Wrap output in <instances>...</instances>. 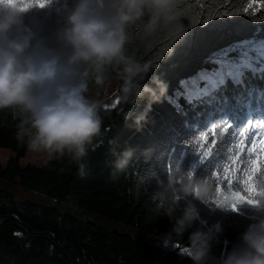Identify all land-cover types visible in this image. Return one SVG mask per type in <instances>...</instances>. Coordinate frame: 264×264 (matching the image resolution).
<instances>
[{
  "label": "trees",
  "instance_id": "16d2710c",
  "mask_svg": "<svg viewBox=\"0 0 264 264\" xmlns=\"http://www.w3.org/2000/svg\"><path fill=\"white\" fill-rule=\"evenodd\" d=\"M62 3L54 0L51 8L35 11L29 20L50 23ZM248 3L181 0L180 23L186 31L177 40L174 25H160L151 35L140 23L129 28L127 54L154 66L144 83L155 88L152 80L158 78L167 91L150 109L147 97L124 104L118 69L109 70V77L118 80V99L111 108L101 107V134L83 160L85 175L68 155L55 156L40 168L21 166L28 149L27 137L19 138L22 117L13 109H0V149L13 154L4 168L0 166V182L56 203L70 202L159 239L171 230L168 218L158 210L157 197L169 165L194 167L196 175L209 177L215 188L226 185L222 176L217 180V174L235 167L240 171L231 174V187L243 191L242 183L238 186L237 182L250 167L247 148L251 145L233 165L239 152V131L249 120H264V59L260 52L264 51V0L246 12ZM185 81H191L194 90L185 89ZM106 84L91 89L103 98ZM146 109V120L137 126L136 116ZM226 124L231 127L221 137L220 127ZM213 126H217V148L210 159L201 162L198 153L203 150V137L208 135L211 141ZM259 139L257 134V145ZM128 149L133 150V159L124 172L117 173L113 167L116 155ZM255 182L261 187L264 176L258 175ZM224 194L230 195L227 187ZM199 207L204 220L209 224L218 220L224 227L212 247L216 258L231 249L257 212L247 204L235 212L214 204ZM259 213L264 214V209ZM197 227L199 224L177 238L176 248L164 247L104 229L57 205L17 201L12 192L0 188V264H192L180 252ZM209 264L214 261L210 259Z\"/></svg>",
  "mask_w": 264,
  "mask_h": 264
},
{
  "label": "clouds",
  "instance_id": "9594fccd",
  "mask_svg": "<svg viewBox=\"0 0 264 264\" xmlns=\"http://www.w3.org/2000/svg\"><path fill=\"white\" fill-rule=\"evenodd\" d=\"M29 3L0 0V109H13L22 117L19 138L27 137L31 151L68 155L85 175L83 160L102 126V105L91 95V86L103 87L109 70L118 69L124 104L147 97L150 109L159 102L167 85L155 77V88L144 83L154 66L127 54L129 28L140 23L151 35L160 25H174L177 40L186 31L180 23L181 0H63L56 18L42 24L29 17L51 8L54 0L43 8ZM146 112L136 116L137 126L146 120ZM132 159L131 149L117 154L115 171L124 172ZM216 193L212 180L198 177L194 167L169 165L166 183L157 192L158 210L171 225L161 239L163 246L176 248L175 240L199 224L180 252L192 264H209L210 259L214 264H264V214L259 213L264 197L248 205L257 212L231 249L212 256L224 227L218 220H204L199 205L210 207L214 196L221 200L226 195Z\"/></svg>",
  "mask_w": 264,
  "mask_h": 264
},
{
  "label": "snow or ice",
  "instance_id": "6c2138e0",
  "mask_svg": "<svg viewBox=\"0 0 264 264\" xmlns=\"http://www.w3.org/2000/svg\"><path fill=\"white\" fill-rule=\"evenodd\" d=\"M257 3L258 0H249L248 7L245 9V11L247 12L248 9L252 8L253 5ZM33 4L35 6L43 8L46 6L47 0H30L28 6H32ZM216 127L217 126H213V130L211 133L213 138L211 139V141H209L208 135H205L203 137V150L198 153L201 162L210 159L217 148L218 141L215 139ZM230 127V124H226L225 126L220 127L219 135L221 137L226 135ZM256 128L260 129L259 136L264 137V120H261L259 123H255L253 120H249L247 124L242 128V130L239 131V142L237 144L239 152H237L235 157L232 159V164L235 165L236 162L241 159V156L244 154L247 145H251L249 148H247V151L249 153L248 158L250 161V167H248L244 172L243 178L237 182L238 186L242 183L243 191L232 190L231 187L233 182L231 181L230 176L233 172L240 171L239 169L232 167L225 169L224 173H218L217 180L221 179L222 176L223 180L226 182V185H217L216 196L219 197L221 193H224L225 187H227L230 195L226 194L221 200H218L216 198L212 199L209 202L210 204H214L217 208H227L235 212L241 205L259 204L260 201L258 197H264V188L258 187L255 182L258 175L264 176V156L261 155L262 153H264V138L259 139V145H257L256 141L254 140V137L257 136V132L255 131ZM183 250L184 249H181V251Z\"/></svg>",
  "mask_w": 264,
  "mask_h": 264
},
{
  "label": "rangeland",
  "instance_id": "374dc122",
  "mask_svg": "<svg viewBox=\"0 0 264 264\" xmlns=\"http://www.w3.org/2000/svg\"><path fill=\"white\" fill-rule=\"evenodd\" d=\"M260 52H261V57L264 59V51H260ZM226 69L229 70L228 67H226ZM117 85H118L117 78L115 76H111L109 77V81L106 84L105 93H104L103 98H100L98 93L93 89H91V95L95 99L101 102V105L103 108H111L116 104L117 99H118ZM183 85L185 89L187 90H194V87L192 86L191 81H185L183 82ZM256 132L259 136L260 129L256 128ZM259 137L264 138L261 136ZM11 157H13V154L9 150L0 149V166L4 168L7 164V161ZM53 159H55V156L49 157L43 153L33 152L28 148L26 152V156L20 161V164L21 166L30 165V166L40 168L46 165L48 162L52 161ZM0 188H3L7 191L12 192L17 201H20V202L21 201H35V202H40L45 205H51V206L57 205L59 208L65 210L66 212L72 213L76 215L77 217L82 218L84 220L93 222L103 227L104 229L115 231V232L122 233L125 235H129V236L138 238L145 242L163 246L162 240L155 237L154 235L150 233L141 231L135 227H131V226L119 223V222L105 219L94 213L86 212L84 210H81L80 208L74 207L70 202H65L63 204L56 203L55 201L49 198H46L36 192L24 191L23 189H21L19 186H16V185L12 187L4 186L1 182H0Z\"/></svg>",
  "mask_w": 264,
  "mask_h": 264
}]
</instances>
